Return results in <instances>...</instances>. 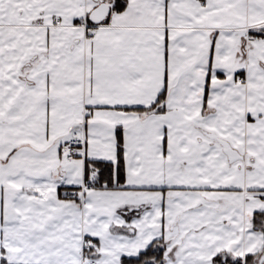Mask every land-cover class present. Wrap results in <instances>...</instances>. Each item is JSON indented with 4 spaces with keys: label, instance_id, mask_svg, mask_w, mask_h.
Wrapping results in <instances>:
<instances>
[{
    "label": "snow or ice",
    "instance_id": "snow-or-ice-1",
    "mask_svg": "<svg viewBox=\"0 0 264 264\" xmlns=\"http://www.w3.org/2000/svg\"><path fill=\"white\" fill-rule=\"evenodd\" d=\"M0 264H264V0H0Z\"/></svg>",
    "mask_w": 264,
    "mask_h": 264
}]
</instances>
